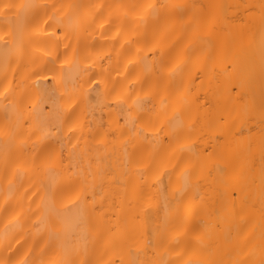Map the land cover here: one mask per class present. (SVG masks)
<instances>
[{
    "label": "snow or ice",
    "instance_id": "6c2138e0",
    "mask_svg": "<svg viewBox=\"0 0 264 264\" xmlns=\"http://www.w3.org/2000/svg\"><path fill=\"white\" fill-rule=\"evenodd\" d=\"M229 7L236 11L225 18L238 21L229 35L245 53L232 68L242 81L261 86L259 102L254 93L250 102L247 92L238 93L244 115L255 118L246 152L253 161L258 152L260 162L248 163L231 181L212 176L215 146L198 149L192 140L199 132L204 143L200 130L211 126L207 94L201 99L192 85L211 58L224 5L0 0V67L6 74L15 61L24 69L20 79L0 88L3 208L9 214L19 207L0 227L8 250L0 264H116L105 259L110 251L120 264H172L174 250L189 256L183 264H264V0ZM162 17L169 23L160 27ZM177 27L188 43L170 55ZM98 29L101 35L115 29V35L106 52L93 54L88 37ZM197 42L208 46L203 62L186 55ZM42 73L51 79L46 88ZM97 105L115 113L108 127L86 126ZM234 123H226L221 135ZM97 187L106 189L99 204ZM16 192L21 194L12 206L9 197ZM104 199L116 219L101 231L96 211ZM32 217L48 248L35 255L36 240L19 255L11 233ZM145 217L155 223L150 237L140 240L143 233L133 236L127 224ZM237 218L256 223L241 235L234 232ZM105 231L110 243L93 259ZM53 247L59 258L46 261L44 252Z\"/></svg>",
    "mask_w": 264,
    "mask_h": 264
},
{
    "label": "bare ground",
    "instance_id": "6f19581e",
    "mask_svg": "<svg viewBox=\"0 0 264 264\" xmlns=\"http://www.w3.org/2000/svg\"><path fill=\"white\" fill-rule=\"evenodd\" d=\"M68 2V0H64ZM82 3H116V2H144V0H78ZM155 3L160 4H181V3H199V4H217L224 5L223 9L224 16H221L217 21L216 33L217 39L212 43V48L210 52V59L207 62L206 67H204L201 74L195 77V80L192 85V91L195 93L199 91L201 99H204L205 94L211 103V112L210 120L211 126L206 129H201L200 132L204 133V143H201L197 138L199 132H194L192 134V140L200 147H213L215 146L218 157L212 162V176L221 177L225 180L234 179L242 170L245 169L248 163H254V166H258L260 159L259 153H254V161L248 156L246 152V140L250 134L249 129L252 132L256 131L254 126V117H249L243 113V100L238 98V93H248L247 99L249 102L252 100L253 93L255 94V99L259 102L261 94V86L258 81H253L248 83L247 81L241 80V74L238 70L239 64H242L245 53L234 43L235 34L229 35L230 27L232 23H237L238 21H230L225 17H230L235 11V8L229 7L232 5L242 4V3H256L258 0H154ZM169 23V20L165 17H162L158 21V25L163 27L165 24ZM101 30L93 32L88 37V43L91 46L90 51L93 54H98L106 52L111 47V38L115 35V29L112 32H105L103 35L100 34ZM255 33V38L258 39V29H253ZM122 38V37H121ZM247 41V38H246ZM188 41L184 37L182 29L177 27L176 31L172 33L169 37L168 48L171 49L170 55H176L184 49L185 44ZM208 53V46L203 45L201 42L196 43L195 49L186 53L187 56L191 57V60L204 61L205 55ZM238 60V68H232V61ZM99 70V66L97 69ZM23 67L16 64L13 61L10 67L5 74V71L0 67V88L8 83L9 80L15 82L20 79L23 74ZM41 75V88H46L51 84V79L43 80V77L47 73H42ZM95 79V77H93ZM203 84V87L200 85ZM90 97H95V91L89 93ZM115 113L110 114L108 110L102 106L97 105L88 115L87 121H90V126L95 128L99 125L108 127L109 121L113 119ZM235 121L232 130L227 133V135H221L220 129L225 127L226 123ZM122 122V121H121ZM114 126V125H113ZM68 131V128L65 127L63 132L60 135H63ZM53 133H56V129H52ZM233 132L235 135H233ZM216 137V139H212ZM57 147H59V141H57ZM161 151H164V148H161ZM194 159V158H193ZM219 164V167H216V164ZM211 178V177H210ZM26 179V177H25ZM162 183L164 185L168 184V177H162ZM122 187V186H121ZM22 191V190H21ZM129 191H131V185H129ZM96 192V201L99 204L101 198L106 195V189L97 187ZM20 192L14 193L9 200L12 206L17 204V201L20 197ZM191 196V192L189 193ZM87 199L92 200L91 191L89 192ZM186 199V198H185ZM8 201L5 200V193L0 186V227L3 226V223L6 219L10 218V215H15V211H19V207L15 208V211L12 210V207L9 208V214H5L3 205ZM109 200H103V207L97 208L96 211V226L99 230L104 231L107 226L113 222L116 217L111 212L109 207ZM183 210V209H181ZM103 213H108L103 215ZM35 220V217L27 219L26 222L22 220L21 225L14 229L11 235L15 236V239L12 240V244L16 245L20 249L19 255H23L25 251H28L31 246H33L36 240H39V244H35L34 254L39 255L44 249H47V235L43 234V239H41V233H38L33 229L32 224ZM123 218L121 224L123 226ZM155 223V218L149 220L145 217L141 221L133 222L128 221L127 228L133 236L137 233H143L139 238L143 240L145 236L151 235V226ZM256 223L255 220L250 221L247 225L242 224L237 218L236 224L234 226L235 230L239 229L241 235L245 232L251 230L252 226ZM17 241L20 243L17 244ZM106 243H110V233L104 232V237L97 243L95 252L92 254V258L99 256L106 246ZM15 250V249H14ZM7 248L5 247V241L0 239V257L7 254ZM179 250H174L169 253L168 259L172 261V264H183L185 259H188V255L179 256ZM83 256V253L81 254ZM114 259L116 264H120V256L109 252L105 259L108 258ZM44 258L46 261H50L54 258H59V250L55 247L48 249L44 252ZM193 259L201 258L199 254L192 255Z\"/></svg>",
    "mask_w": 264,
    "mask_h": 264
}]
</instances>
